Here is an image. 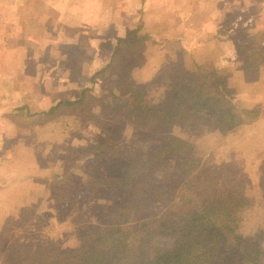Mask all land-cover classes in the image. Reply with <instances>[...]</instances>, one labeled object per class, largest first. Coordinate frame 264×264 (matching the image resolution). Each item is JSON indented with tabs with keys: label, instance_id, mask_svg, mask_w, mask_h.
Instances as JSON below:
<instances>
[{
	"label": "rangeland",
	"instance_id": "374dc122",
	"mask_svg": "<svg viewBox=\"0 0 264 264\" xmlns=\"http://www.w3.org/2000/svg\"><path fill=\"white\" fill-rule=\"evenodd\" d=\"M47 1L0 0V112L7 113L0 115V185L7 184L6 187L11 189L4 197L0 196V203L8 205V201L17 204L23 201L21 204H24L19 210L14 207V211L20 213L13 229L5 230L3 235L0 232V264H37L35 256L36 252H40L41 243H48L51 245L49 247H77L86 226L100 225L101 220L96 212L99 208L94 204L107 205L112 200L107 199L100 190L94 191V196H87L85 190L93 172L104 169L101 162L90 164L87 157L92 158L87 154L81 155L85 147L99 139V128L91 113L100 120L119 124L118 140L132 158L142 159L159 141L154 134L138 131L137 123L124 115L125 110L121 105L114 106L115 101L110 96V90L116 94L124 88L119 84L130 80L129 73L140 78L135 72L143 64L141 48L148 43L152 51V42L147 39V42H142V39L136 51H141L140 54H135L130 61L124 55L120 62L115 58V67L103 75L102 84L94 79L95 75L89 76L91 68L87 67L93 60H88L89 56L85 55L79 57L86 68L85 73L76 83L71 78L74 84L69 85L66 73H58L53 65L59 55L63 56L62 49L67 47L58 46L56 53L53 50L55 44L50 48L46 44L51 31L46 30L48 24L54 27L51 33L57 35L56 38L63 33L58 28L60 22L56 23L58 16L63 17L62 8L58 5L48 8ZM134 1L131 7H122L119 0H105L99 11L110 8V12L104 10L105 19L122 13L126 17L129 11H133V17L139 18L135 24L139 28L143 13L148 9L151 10L149 13L156 10L163 19L166 32L172 33V42H167L164 54L165 64L156 72L150 67L153 75L152 72L144 75L148 77L143 84L144 101H159L171 86L172 75L181 69L193 71L197 66L207 70L214 68L217 75L233 89L229 97L231 102L239 108L257 105L258 117L227 133L217 127H202L199 121L173 123L166 129L187 140L192 145L193 155L200 158L210 171L216 170H213L215 164L233 162L241 173H248L250 178L256 180L262 169L260 161L264 160V0H221L219 3L222 5L206 0ZM195 7L198 13L218 8L220 18L224 17V24L217 26L219 23H213L215 29L210 31L206 26L203 30L206 34L203 37L208 42L214 40L211 54L194 51L192 54V39H197V35H192L191 40L183 35L182 31L188 35L192 31L200 33L202 20L197 18L193 24L189 20ZM37 9L44 10L41 20L31 18V15H36ZM149 24L154 26L152 21ZM180 43L182 51L177 55L179 45L176 44ZM122 48L119 47V50L123 51ZM152 53L155 54V51ZM246 62L253 65L247 70L249 80L243 72ZM77 86L93 95L94 99L85 98L89 102L79 109H67L69 111H59L50 116L43 113L59 98L72 97ZM19 103L23 104L21 107L24 110L27 109V114L19 113L12 117ZM98 164L101 165L95 171L94 167ZM155 177H164V172L158 170ZM253 188L257 190V185ZM45 193H48L47 197ZM35 205L36 212L33 211ZM164 205L157 204L153 213L160 214ZM0 208L9 210V207L2 205ZM79 211H83L82 218L75 217ZM241 216L237 232L244 237L257 235L262 238L260 246L264 252L263 202L252 197V204ZM18 255L23 258H18Z\"/></svg>",
	"mask_w": 264,
	"mask_h": 264
},
{
	"label": "trees",
	"instance_id": "16d2710c",
	"mask_svg": "<svg viewBox=\"0 0 264 264\" xmlns=\"http://www.w3.org/2000/svg\"><path fill=\"white\" fill-rule=\"evenodd\" d=\"M142 38L136 30L130 39L117 38L113 63L96 75L113 70L115 58L120 62L123 55L137 54ZM251 68L253 65L246 62V78ZM169 84L159 101H144L143 84L133 82L119 84L124 88L118 96H112L114 106L124 108V115L137 123L138 131L158 136V145L142 159L132 158L123 150L117 122L90 114L98 125L99 139L85 147L81 155H89L90 164L101 162L104 169L93 172L85 193L94 196L93 192L100 190L112 202L94 204L99 208L96 212L101 223L86 226L77 247L41 243L35 256L37 264H261L264 252L258 238L237 232L242 212L252 204V197L245 194L249 184L246 174L233 162L215 164L216 173L210 171L193 155L187 140L166 129L173 123L199 121L202 127L227 132L255 120L258 110L237 108L229 99L233 89L214 68L181 69ZM85 98L94 99L82 89L78 98L60 101L47 115L79 109L89 102ZM158 170L164 177H155ZM261 175L264 207V165ZM159 203H165L164 210L154 214ZM82 216L83 211L75 215Z\"/></svg>",
	"mask_w": 264,
	"mask_h": 264
},
{
	"label": "crops",
	"instance_id": "0c3cea01",
	"mask_svg": "<svg viewBox=\"0 0 264 264\" xmlns=\"http://www.w3.org/2000/svg\"><path fill=\"white\" fill-rule=\"evenodd\" d=\"M104 1L105 0H49V1H47V5H48L47 7L48 8L50 7V5L60 6L62 8L61 15H63V17L58 16L56 18V23L60 22V25L58 28L63 30V33L58 35V38H56L57 35L53 36V34L51 33L52 30L54 29V27L53 26L50 27L48 24L46 30L49 31L51 29V31L47 35L48 36L47 43H46L47 47L50 48V45L55 44L56 46L53 50H56L57 51L56 53H58V51H59L58 46L67 47V49H62V51H64L63 56H62V54H61V56L59 55L57 57L56 63L53 65H54V67L57 68L58 73L59 72H60V74L66 73V76L68 77V80H69V85H72V84L76 83V81L79 79L80 75L83 76V74L85 73L86 68L83 66L81 58L79 60V57H81L83 55L89 56L88 60L89 59L93 60L91 65L89 67H87V68H91L89 76L92 74L95 75L94 79L98 80L99 84H102V81L104 78L103 75L108 74L106 72H108L110 70L107 69L106 72L101 74V75L100 74L96 75V73L98 70L106 67L108 65V63L109 64L113 63V56L116 53V51H115L116 50V44H115L116 39L117 38L130 39L133 37L134 31L136 30L137 35H140L143 37L142 42L145 41L146 39L148 40V42H152V43H150L153 45V47L151 49H152V51H155V54L152 53V51H150V49L148 47V43L145 44L144 48H141L142 49L141 51H142L143 64L135 72L136 74H138L140 76V78L137 79V78L133 77L131 75V73H129L130 80H128V82H133L136 84H144L148 78V77H145L144 75H149L152 72L151 71L152 69L150 67L155 69V70H153V72L154 71L156 72L157 68H160L165 64L164 62L166 61V58H164V57H166V56H164V54L166 53V46L168 45L167 42H172L171 41L173 39V38H171L172 33L166 32V30L164 28V24H163V19H161V16L158 14L159 12H157L156 10L149 13L151 10L148 9L146 12L143 13L142 19H140L141 23L139 24V28H138V26L137 27L135 26V24L137 25V23L139 22L138 21L139 18L133 17V14H131V12H133V11H129L128 15L126 17L123 16V13H122L121 15L112 16L111 19H105L104 10L106 9V12H110V10H109L110 8L105 7L104 10L99 11L100 5ZM140 1L141 0H139V2ZM192 1H194V0H192ZM196 1L197 0H195V2ZM136 2H138V0ZM206 2H208V3L217 2L218 4H220L219 2H221V0H206ZM36 3H38V2H36ZM118 3L119 4L122 3L121 4L122 7H124V6L131 7V5L135 4V1L134 0H119ZM218 4H216V5H218ZM196 5H198V4H196ZM220 5H222V4H220ZM149 8H151V7H149ZM195 9H196V7H195ZM43 11L44 10L37 9L35 11L36 15H31V18H33L34 20L39 18V20H41L44 17ZM197 11H198V9H196L195 12H192V16L189 20H192L191 21L192 24L194 23V20L195 21L197 20V18H200V20H202L203 26L200 28V33H193V31H192L188 35V33H186V31H182V32H183V35L187 38V40H189V39L191 40L192 35L193 36L197 35L196 36L197 39H195V40L192 39V43H194V47L192 46L193 47L192 54H193V51L195 53H202V52L207 53L208 52L207 54H211L212 53V51H211L212 42H214V40H211L210 42H208L209 40H207V38L203 37V36H206V34H204L203 30H205L206 26L208 28H210V31L212 29H215V25L213 23H216V24L219 23L217 26L224 24V20H223L224 17H223V19L220 18V15H219L220 10L218 8L217 9H211L209 12H201L200 11L198 13ZM106 16H107V14H106ZM221 16H222V14H221ZM206 18H209V19H206ZM210 18H212V19H210ZM47 19H49V18H47ZM135 20H136V22H135ZM150 21L154 22L153 27L150 26V24H149ZM151 27H152V31H151ZM184 30H186V27H184ZM196 31H197V29H196ZM177 38L178 37H176V39ZM147 40L145 42H147ZM176 45H179L177 47L178 48L177 55H180V52L182 51L181 43L176 44ZM141 51H139L136 55L138 56ZM87 54H89V55H87ZM133 57H135V56L134 55L132 56L131 54H128L127 56L124 55V58H126L127 61H130ZM143 57H144V59H143ZM53 60L54 59H52V63H53ZM114 64H115V62H114ZM141 69H143V70L141 71ZM153 72H152V75H153ZM71 78L74 79V81H75L74 83H72L73 81L72 82L70 81ZM80 92H81V87L77 86V89L73 90L72 97L62 98V99L59 98L58 101L54 105H56L60 101H73L80 96ZM119 94L120 93L115 94L113 91L110 90V96H118ZM237 99H238V97H236L235 100H237ZM22 105H23L22 103H19V105H16V108H18V109L14 110L12 112V114H11L12 117H14V115H18L19 113L23 114V115H25L24 113L27 114V109L25 108V110H24L21 107ZM54 105L48 106V108L46 109V112H43V113H45L47 115V112L49 111V109L51 107H53ZM254 105L255 104H253L252 106H249L250 108H245V107H243V108H245V109H257L259 111V107L257 105H255V106ZM237 108H239V107H237ZM19 109H21V110H19ZM2 113L5 115L7 114L4 112H2ZM2 113L0 112V115ZM28 115H31V114H28ZM243 124H245V123H243ZM243 124H241V125H243ZM241 125H239V126H241ZM239 126H236V127H239ZM236 127H234V128H236ZM233 129H231L227 132H230ZM227 132H224V133H227ZM260 164L263 166L264 160H261ZM259 168H260V166H259ZM240 172H241V170H240ZM246 175H247L249 184L245 190V194L247 196L261 200L262 187H263L262 183L260 182V178L262 177L261 173L259 174L260 177L258 175L256 180L250 178L248 173ZM6 185L7 184L0 185V196L4 197L5 194H8V192H10L11 189L7 188ZM254 185H257V190H254V188H253ZM47 195H48V193H45L46 197H47ZM9 197H11V196H9ZM18 201H20V200H18ZM21 202H23V201H20V203L17 204L15 202L13 203L11 201H8V205H7V203H2V204L0 203V205H2L3 207H9V210H5V211L3 210V208H0V232H2L3 230H6V229H10V228L13 229V224L15 223L14 221L17 220L18 215L20 213V211L15 212L14 207H17L18 210L20 209V207L23 208L24 204L23 203L21 204ZM30 206H32V204ZM10 208H12L11 213H9ZM33 211H35V212L37 211L36 205H35V208H33ZM12 214H14L16 216H14ZM10 216H12L11 219H8V217H10ZM33 223H34V221H32V225H33ZM245 237L258 238L257 241H258L259 245H261L262 238H260L259 236L250 235V236H245ZM260 248H261V246H260ZM261 264H264V257H263Z\"/></svg>",
	"mask_w": 264,
	"mask_h": 264
}]
</instances>
